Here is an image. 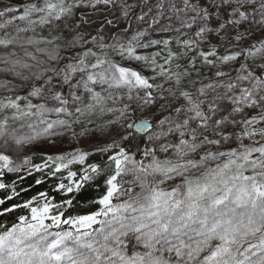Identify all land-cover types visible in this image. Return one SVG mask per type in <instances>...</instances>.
<instances>
[{
  "label": "snow or ice",
  "instance_id": "snow-or-ice-1",
  "mask_svg": "<svg viewBox=\"0 0 264 264\" xmlns=\"http://www.w3.org/2000/svg\"><path fill=\"white\" fill-rule=\"evenodd\" d=\"M0 264H264V0H0Z\"/></svg>",
  "mask_w": 264,
  "mask_h": 264
},
{
  "label": "trees",
  "instance_id": "trees-1",
  "mask_svg": "<svg viewBox=\"0 0 264 264\" xmlns=\"http://www.w3.org/2000/svg\"><path fill=\"white\" fill-rule=\"evenodd\" d=\"M38 162H39V161H38ZM37 175H39V174H37ZM29 183H32L31 178L26 182V185H25V186H27V184H29ZM49 184H50V182H47V183H45L44 185H42V186H40V187H34L33 190H32L31 192H29V193L26 194V196L34 195L35 192L40 191V190H48V188H49ZM95 195H96V193H95L94 190H92V189H88V190H86V192L80 197V199H81V201H84V200H87V199H90V198L94 197Z\"/></svg>",
  "mask_w": 264,
  "mask_h": 264
}]
</instances>
